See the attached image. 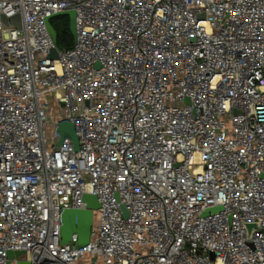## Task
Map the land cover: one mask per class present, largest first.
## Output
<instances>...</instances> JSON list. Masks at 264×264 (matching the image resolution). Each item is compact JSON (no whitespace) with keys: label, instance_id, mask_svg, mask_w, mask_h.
<instances>
[{"label":"built area","instance_id":"1","mask_svg":"<svg viewBox=\"0 0 264 264\" xmlns=\"http://www.w3.org/2000/svg\"><path fill=\"white\" fill-rule=\"evenodd\" d=\"M85 193L90 239L63 243ZM88 258L264 264V0H0V264Z\"/></svg>","mask_w":264,"mask_h":264},{"label":"water","instance_id":"2","mask_svg":"<svg viewBox=\"0 0 264 264\" xmlns=\"http://www.w3.org/2000/svg\"><path fill=\"white\" fill-rule=\"evenodd\" d=\"M56 15H69L71 19V29L76 38L77 30H76V11L75 10H63L55 15L51 16L47 20L48 27L51 31V34L55 41H57V31L52 24V18ZM204 16V15H202ZM3 19L7 25L15 24L17 26L22 25V21L20 15L17 14L13 17H6L3 16ZM51 58H58L59 57V47H54L50 53ZM57 130L60 133V138L58 144H62L66 137H69L73 140L75 148L79 149V137L77 135L75 125L71 120L63 119L58 123ZM83 200L86 202L85 208H66L63 210L62 213V242L68 243L73 233L78 234V242L80 244H85L89 241L92 226L94 224L95 218V210L100 208L101 203L99 198L94 193H85L83 195ZM219 207L212 208L211 211L218 210ZM123 209L125 215H128V210L125 205H123ZM250 229L258 227L257 223H250ZM251 233V231H250ZM25 253L24 250H9L8 255L10 258H15L23 255ZM10 264V261L8 262ZM18 264H32L31 261L20 260Z\"/></svg>","mask_w":264,"mask_h":264},{"label":"trees","instance_id":"3","mask_svg":"<svg viewBox=\"0 0 264 264\" xmlns=\"http://www.w3.org/2000/svg\"><path fill=\"white\" fill-rule=\"evenodd\" d=\"M52 24L57 31V46L61 50H67L74 46L75 36L71 29L69 15H56L52 18Z\"/></svg>","mask_w":264,"mask_h":264},{"label":"rangeland","instance_id":"4","mask_svg":"<svg viewBox=\"0 0 264 264\" xmlns=\"http://www.w3.org/2000/svg\"><path fill=\"white\" fill-rule=\"evenodd\" d=\"M210 257H211V259L212 260H214L215 259V257H216V254H215V252H211L210 253ZM86 261V263H88L89 262V264H91V261L89 260V258L87 259V260H85Z\"/></svg>","mask_w":264,"mask_h":264}]
</instances>
